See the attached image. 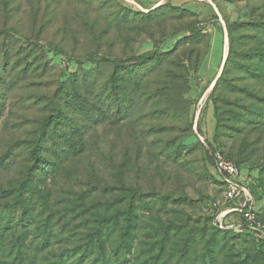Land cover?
<instances>
[{
	"label": "rangeland",
	"instance_id": "1",
	"mask_svg": "<svg viewBox=\"0 0 264 264\" xmlns=\"http://www.w3.org/2000/svg\"><path fill=\"white\" fill-rule=\"evenodd\" d=\"M66 1L0 0V32L8 26L20 31L0 35L3 264H89L98 253L90 260L89 255H81L90 236L103 223L113 222L117 242L123 227L131 225L132 253H143L141 261L154 257L157 264H210L202 258L199 230L206 236L226 230L232 234L225 256L211 264H264V247L259 249L252 238L259 240L264 232V99L254 107L248 100L242 108L224 103L219 124L210 100L216 97L213 83L228 53L226 20L241 23L260 18L264 0H120L133 12L146 14L169 4L197 14L206 38H211V48L200 72L190 73L191 90L178 106L182 114L167 121L143 117V107L137 112L129 109L127 116L125 110L119 113L102 91L106 80L98 78L88 101L107 113L103 122H90L75 106L85 90L78 81H83L80 66L66 54L83 55L99 45L108 52L114 46V31L106 38L109 44L70 39L71 30L79 24L75 7ZM102 23L101 32L107 28ZM186 36L176 32L158 43L145 32L136 42L130 41L128 51L136 55L155 48L169 51ZM114 53L121 54V47H115ZM95 67L90 62L84 70ZM235 113L242 116L237 119ZM62 115L68 117L66 123L84 131L86 150L71 156L62 146H53L59 158L51 157L48 165L37 170L28 150L41 136L40 142L46 141L43 131L54 127L48 118ZM212 149L215 157L220 153L238 166V181L252 197V223L236 210V201L227 198L216 161L212 165L208 159L207 151ZM20 202L31 206L29 222H21ZM192 234L197 240L188 247Z\"/></svg>",
	"mask_w": 264,
	"mask_h": 264
},
{
	"label": "trees",
	"instance_id": "2",
	"mask_svg": "<svg viewBox=\"0 0 264 264\" xmlns=\"http://www.w3.org/2000/svg\"><path fill=\"white\" fill-rule=\"evenodd\" d=\"M213 1L219 2V0ZM226 1L233 3L245 0ZM66 2L75 7L76 22L79 24L71 30L70 39L79 41L83 39L87 43H94L97 40L102 42L107 41L106 38L110 31H114L112 37L114 46L108 52H103L99 45L97 50L83 55L65 53L68 60L76 62L81 69L83 81L80 78L78 81L85 90L83 96L85 99L79 96L82 101L77 100L78 104L74 103L75 106H79L81 115L89 119L90 122H103L107 118L105 111L88 101L89 95L95 92L94 87L98 84V78L106 80L102 91L108 96L106 99L108 103L111 104V107L113 104L116 109L118 108V112L121 114L125 110V116L130 112L129 109L138 111L142 107V115L147 119L156 118L167 121L169 117L178 115V112L182 114L178 106L186 101L185 95L191 90L190 73L200 72L211 48V38H206L205 28L201 25L197 14L169 4L160 5L145 14L130 11L120 0H68ZM218 8L223 14L221 7ZM95 17L101 21L99 22ZM214 18L217 19L218 16L215 15ZM101 22H103L102 25L107 26L102 32L99 29ZM68 23L67 21L66 24ZM178 24L181 25L178 26ZM226 31L227 58L223 70L213 86L212 95L215 94L216 97L210 98L214 104V118L217 124L221 120L224 103L242 108V106H246L241 105L244 104L242 102L248 100L254 107L256 103L264 99V15L241 23L226 20ZM145 32L150 33L154 42L158 43L176 32H185L187 36L180 39L169 51L163 52L159 48H155L141 55H136L134 51H128L132 49L131 44L129 45L130 41L136 42V39L143 36ZM16 33L20 34L17 27L8 26L5 31L0 32V35ZM23 37L31 40L28 36ZM155 37H158L156 41ZM107 42L109 44V41ZM117 46L121 47V54L114 53V48ZM57 51L63 54L61 50ZM3 53L6 58V52L3 51ZM19 53L21 54L20 51ZM90 62H95V69L84 70V66ZM262 83L263 86H261ZM74 94H76L75 91ZM133 96H135V100L130 98ZM229 98H236V100L234 99V102L231 103ZM70 104H72L71 100L69 106H73ZM234 111V108L230 110L231 113ZM63 116L48 118V124L52 123L54 127L51 131H43L47 134L45 135L46 141L40 142L43 137L41 136L37 145L31 146L28 150L29 159L34 162L37 170L41 166L48 165V159L51 157L57 155L59 158L57 150L53 146H62L67 155L71 156L80 155L86 150L87 141L84 131L74 123L71 125L66 123L68 117ZM235 116L238 119L242 115L235 113ZM62 127H68V129L64 130ZM198 129L200 130V127ZM50 142L51 147L48 146ZM214 153L213 149L207 151L208 159L212 165L216 161ZM236 167L238 168L237 165ZM219 183L224 185L221 180ZM20 206L23 210L21 222H29L33 216L31 206L24 202H20ZM234 206L239 208L241 204L236 201ZM8 211L13 214L10 207ZM10 220L9 223H11ZM114 226V222L111 225L103 223L90 236L89 243L84 247L81 255H89L88 260H90L95 251L98 253L97 257L91 259L89 264H157L154 257L141 261L143 253L139 251L134 252L136 254L132 253L134 246L130 232L131 225L123 227L120 242H117V238H115ZM216 229L219 228L216 227ZM199 233L198 243L203 249V261L207 263L209 261L211 264L219 256H225L232 233L226 230L215 231L209 236H206L202 230H199ZM196 237L192 234L188 240V244H190V246L187 244L188 247H193L197 240ZM167 238L168 234H163L160 250L163 249ZM252 238L259 249L264 247V237L259 240H256L255 237ZM1 244L2 238H0ZM0 264H3L1 256Z\"/></svg>",
	"mask_w": 264,
	"mask_h": 264
},
{
	"label": "built area",
	"instance_id": "3",
	"mask_svg": "<svg viewBox=\"0 0 264 264\" xmlns=\"http://www.w3.org/2000/svg\"><path fill=\"white\" fill-rule=\"evenodd\" d=\"M216 170L218 171L220 180L227 187V198L232 201H237L241 207L236 209L241 212L245 220L252 223L254 215L252 213V197L249 189L239 183V169L230 161H226L223 156L218 153L216 156ZM264 237V232L262 233Z\"/></svg>",
	"mask_w": 264,
	"mask_h": 264
},
{
	"label": "water",
	"instance_id": "4",
	"mask_svg": "<svg viewBox=\"0 0 264 264\" xmlns=\"http://www.w3.org/2000/svg\"><path fill=\"white\" fill-rule=\"evenodd\" d=\"M226 58H227V56H226L225 59H224V62H223V65H222V69H221V72H222V70H223L224 63H225V61H226ZM221 72H220V73H221ZM219 76H220V75H219ZM219 76H218V77H219Z\"/></svg>",
	"mask_w": 264,
	"mask_h": 264
},
{
	"label": "bare ground",
	"instance_id": "5",
	"mask_svg": "<svg viewBox=\"0 0 264 264\" xmlns=\"http://www.w3.org/2000/svg\"><path fill=\"white\" fill-rule=\"evenodd\" d=\"M214 83H215V82H214ZM214 83H213V85H214ZM213 85H212V86H213Z\"/></svg>",
	"mask_w": 264,
	"mask_h": 264
},
{
	"label": "crops",
	"instance_id": "6",
	"mask_svg": "<svg viewBox=\"0 0 264 264\" xmlns=\"http://www.w3.org/2000/svg\"><path fill=\"white\" fill-rule=\"evenodd\" d=\"M222 65H223V63H222ZM222 65H221V67H222Z\"/></svg>",
	"mask_w": 264,
	"mask_h": 264
}]
</instances>
